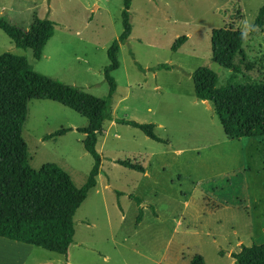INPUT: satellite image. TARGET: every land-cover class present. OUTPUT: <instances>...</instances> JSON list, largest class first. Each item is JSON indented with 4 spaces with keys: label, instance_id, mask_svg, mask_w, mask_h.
Masks as SVG:
<instances>
[{
    "label": "rangeland",
    "instance_id": "obj_1",
    "mask_svg": "<svg viewBox=\"0 0 264 264\" xmlns=\"http://www.w3.org/2000/svg\"><path fill=\"white\" fill-rule=\"evenodd\" d=\"M263 2L130 1V32L109 72L111 121L96 135L95 185L75 210L66 256L30 245L24 264H187L194 254L204 264H232L229 253L240 244L262 243L264 136L227 139L212 104L194 97L190 73L206 67L219 83L264 78V23L252 24ZM120 10L121 0H0V18L22 30L33 16L53 22L38 58L1 30L0 53L20 55L41 75L104 96L102 70L107 47L122 30ZM228 26L246 31V63L235 75L210 60L211 29ZM178 36L186 38L172 50ZM158 63L170 68L152 69ZM116 119L151 123L160 141ZM85 124L55 101L29 99L21 126L29 166L55 163L79 187L93 162L76 130ZM60 127L70 130L42 139ZM117 161L137 163L145 174Z\"/></svg>",
    "mask_w": 264,
    "mask_h": 264
},
{
    "label": "trees",
    "instance_id": "obj_2",
    "mask_svg": "<svg viewBox=\"0 0 264 264\" xmlns=\"http://www.w3.org/2000/svg\"><path fill=\"white\" fill-rule=\"evenodd\" d=\"M131 0H121L120 19L122 30L106 49L108 63L103 67L107 84L104 96L96 97L71 85L58 82L33 71L25 58L10 52L0 53V237L31 244L47 251L66 256L72 242L73 215L95 185L100 157L95 150L96 135L101 132L104 121H111V98L115 81L109 72L118 66L116 51L119 43L130 32L128 21ZM264 23V2L257 9L253 26L261 28ZM0 30L15 47L28 48L38 58L45 42L53 33V22L48 18L33 16L28 28L22 30L0 18ZM244 31L232 27H218L210 31V60L230 70L235 75L246 63L243 44ZM186 36H178L171 44L175 50ZM170 68L158 63L152 69ZM219 83L216 74L197 67L190 73L193 95L207 100L217 117L227 139L264 136V78ZM29 99H47L74 110L86 119V124L76 130L83 134L81 144L92 157V165L85 181L76 187L68 174L57 164L46 162L32 169L26 157V145L21 137ZM140 130L152 140L160 139L154 134L151 123L116 119ZM70 130L60 127L42 139L53 138ZM124 167L143 172L137 163L117 161ZM130 197L132 195H129ZM139 202V198L134 197ZM233 264H264V239L260 244H240L230 252ZM48 264V263H44ZM187 264H204L199 254L190 257Z\"/></svg>",
    "mask_w": 264,
    "mask_h": 264
},
{
    "label": "crops",
    "instance_id": "obj_3",
    "mask_svg": "<svg viewBox=\"0 0 264 264\" xmlns=\"http://www.w3.org/2000/svg\"><path fill=\"white\" fill-rule=\"evenodd\" d=\"M142 174L144 175L145 171ZM0 244L6 247L5 249H0V264H24V260L31 252V248H29L31 244L4 237H0Z\"/></svg>",
    "mask_w": 264,
    "mask_h": 264
},
{
    "label": "water",
    "instance_id": "obj_4",
    "mask_svg": "<svg viewBox=\"0 0 264 264\" xmlns=\"http://www.w3.org/2000/svg\"><path fill=\"white\" fill-rule=\"evenodd\" d=\"M202 102L204 103V104H207V100H202ZM233 264V263H232Z\"/></svg>",
    "mask_w": 264,
    "mask_h": 264
},
{
    "label": "clouds",
    "instance_id": "obj_5",
    "mask_svg": "<svg viewBox=\"0 0 264 264\" xmlns=\"http://www.w3.org/2000/svg\"><path fill=\"white\" fill-rule=\"evenodd\" d=\"M245 26H246V29H247V22H246V25ZM244 35H246V31H245Z\"/></svg>",
    "mask_w": 264,
    "mask_h": 264
}]
</instances>
